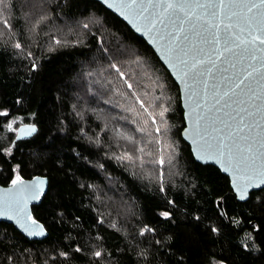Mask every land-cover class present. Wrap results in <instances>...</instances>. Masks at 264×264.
Masks as SVG:
<instances>
[{
  "label": "snow or ice",
  "instance_id": "obj_1",
  "mask_svg": "<svg viewBox=\"0 0 264 264\" xmlns=\"http://www.w3.org/2000/svg\"><path fill=\"white\" fill-rule=\"evenodd\" d=\"M47 3L48 0H22L19 6L26 11L20 24L21 18L13 15L14 0H0V50L10 48L13 56L28 61L33 72L39 65L32 46L42 33L48 36V51H56L68 46L69 36H75L73 46H78L82 35L78 30L87 34L93 26L101 24L98 18L88 17L77 21L76 27H69L65 33L53 23ZM101 3L147 39L155 49L153 58L158 54L167 66L165 71L171 70L182 85L177 99L185 109V127L177 130V134L190 143L187 160L172 136L175 125L169 122L173 102L168 95L170 83L156 74L146 55L126 45L112 50L100 38L97 63L106 60V67L101 64L95 73H85L106 79L104 91L88 89L89 94L107 95L103 99L105 105L112 103L113 96H119L124 101L121 111L130 114L119 119L132 125V129L112 128L111 139L120 151L109 158L131 169L134 177L146 179L163 197L155 218L140 221L134 234L135 238H144L140 243L147 241L145 247L136 245L138 264H153L154 256L169 247L172 236L163 241L157 238L156 225L167 222L175 226L177 211L195 221L198 228L203 226L205 235L219 237L227 230L241 251L264 253V0H101ZM15 103L21 101L17 99ZM31 116L35 118L36 114ZM0 125L8 134L0 136V180L7 184L0 187V217L12 221L28 237L46 236L45 224L33 214L30 204L48 198L49 179L43 175L25 179L27 165L16 156L17 141L36 133V124L25 123L22 117L0 106ZM107 129L106 122L100 131ZM81 135H85L83 129ZM89 141L102 150L105 148L106 142H102L99 134L89 137ZM188 165L209 170L216 166L217 173L223 174L226 192L224 187L209 186L208 181L200 186L199 194L215 207L209 223H204L199 214L178 209L176 201L168 197L170 188L176 186V177ZM104 222L102 216L95 221L97 225ZM111 227L116 228V224ZM91 240L95 243H78L74 248L69 245V250L59 251L63 264L73 260L83 264H115L103 236L98 232ZM14 255L15 252L4 257L5 264H15ZM52 259L55 261L56 257ZM176 264H184L183 253ZM201 264H226V261L206 250Z\"/></svg>",
  "mask_w": 264,
  "mask_h": 264
},
{
  "label": "trees",
  "instance_id": "obj_2",
  "mask_svg": "<svg viewBox=\"0 0 264 264\" xmlns=\"http://www.w3.org/2000/svg\"><path fill=\"white\" fill-rule=\"evenodd\" d=\"M21 2L14 0L13 15L20 17L19 23L23 24L26 9L20 8ZM46 6L55 26L65 33L69 27L75 28L77 21L88 17L98 18L101 24L93 26L87 34L78 30L82 33L78 46H73L75 36H69L68 46L56 51H48V36L42 33L38 43L32 46L39 65L34 72L29 70L28 61L13 56L10 48L0 50V106L22 117L25 123H35L38 127L35 136L17 141V159H23L27 165L25 179L32 175L49 179L48 198L32 208L33 214L45 224L48 237L41 241L28 240L13 225L0 222V264H5L3 258L13 252L15 264H45V261L47 264H63L59 251L69 250V245L74 248L78 243H95L91 237L98 232L103 236L105 247L113 253L115 264H138L136 245L145 247L147 241L140 243L144 238H135L134 234L140 221L155 218V213L161 210L158 205L163 203V197L146 179L134 177L131 169L109 158L120 151L116 148V141L111 139L114 135L112 128L132 129V125L119 119L130 114L121 111L124 101L119 96H113L112 103L105 105L103 99H107V95L89 94L88 89L104 91L106 79L95 74L86 76L85 73H95L101 64L106 67V60L97 63L100 38L112 50L126 45L146 55L156 74L170 83L168 95L173 97V102L169 122L175 125L172 136L187 160L190 146L182 135L177 134V130L182 131L185 127L182 103L177 99L180 89L157 55L153 58L155 52L148 44L98 2L48 0ZM17 99L20 104L15 103ZM73 105H76L75 109ZM32 113L36 114L35 118ZM113 116L117 119L112 120ZM106 122L108 129L101 132ZM81 129L85 133L83 136ZM96 134L106 142L103 150L89 141V137ZM5 135L8 134L0 125V136ZM107 144L112 147L108 148ZM222 176L214 166L209 170L188 165L181 169L176 186L170 188L168 197L176 201L178 209L199 214L204 223H209L208 218L213 217L215 207L199 194L200 186L208 181L209 186L224 187L226 192ZM81 184L93 187L81 188ZM0 185L7 186L2 180ZM253 212L258 215L255 209ZM60 213H63L62 217ZM101 216L105 222L97 225L95 221ZM112 224H116V228L111 227ZM156 227L157 238L163 241L171 235L172 239L168 248L161 249L154 256L153 264H176L180 253H183L184 264H201L206 250L215 252L226 264H264V253L241 251L227 230L219 237L210 233L205 235L203 226L198 228L195 221L186 219L180 211H177L175 226L162 222ZM52 257H56L55 261ZM68 264H83V261L73 260Z\"/></svg>",
  "mask_w": 264,
  "mask_h": 264
},
{
  "label": "water",
  "instance_id": "obj_3",
  "mask_svg": "<svg viewBox=\"0 0 264 264\" xmlns=\"http://www.w3.org/2000/svg\"><path fill=\"white\" fill-rule=\"evenodd\" d=\"M91 1H95V2H98L99 4H101L104 8H106L107 9V7H106V5H103L102 3H101V0H91ZM108 11H110L111 13H113L114 15H116L119 19H121L138 37H140L141 39H143L147 44H148V46L155 52V49L152 47V45H150L149 43H148V41H147V39L144 37V36H142L140 33H137V32H135V30L134 29H132L131 28V25H129L128 23H127V21H124L123 20V18L122 17H120L117 13H115V12H113L111 9H107ZM157 55V57H158V59L160 60V58H159V55L158 54H156ZM160 62L164 65V67L167 69V66L163 63V61L162 60H160ZM168 72L170 73V75L172 76V78L175 80V76L172 74V72H171V70H168ZM175 82H176V84L178 85V87H179V89H181L182 88V85H180L179 83H178V81H176L175 80ZM182 103V102H181ZM182 107H183V105H182ZM185 111V109L183 108V112ZM37 127V126H36ZM37 132H38V127H37V131H36V133H34L31 137H28V138H25L24 140H27V139H30V138H32L33 136H35L36 134H37ZM183 137V136H182ZM183 139H184V137H183ZM184 141L190 146V143H189V141H187V140H185L184 139ZM214 167H216V166H214ZM0 187H7V186H2V185H0ZM48 189H49V184L46 186V191L48 192ZM42 202V201H41ZM41 202H39V203H37V202H33L32 204H30V208H33V206H36V205H39ZM0 222H5V223H8V224H11V225H13L14 227H15V225L13 224V222L12 221H9V220H7L6 218H3V217H0ZM15 229L16 230H18L19 231V229H17L16 227H15ZM47 231V230H46ZM20 232V231H19ZM25 238H27L28 240H37V241H41V240H43V239H45V238H47L48 237V234L46 235V236H43V237H28V236H26V235H24L22 232H20ZM48 233V232H47Z\"/></svg>",
  "mask_w": 264,
  "mask_h": 264
}]
</instances>
